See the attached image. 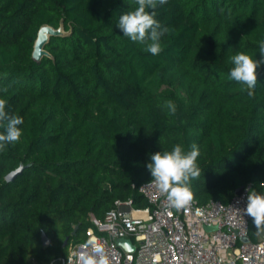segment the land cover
Listing matches in <instances>:
<instances>
[{
  "label": "trees",
  "instance_id": "trees-1",
  "mask_svg": "<svg viewBox=\"0 0 264 264\" xmlns=\"http://www.w3.org/2000/svg\"><path fill=\"white\" fill-rule=\"evenodd\" d=\"M136 7L0 0V98L23 118L20 140L0 150V264H49L87 239L92 214L117 200L146 206L138 188L151 180L150 155L178 144L199 148L201 175L190 181L199 203H228L239 187L264 193V65L251 97L229 78L235 54L260 58L264 0H167L156 9L169 29L158 55L117 27ZM61 23L71 33L35 60L40 27ZM255 231L251 222V240Z\"/></svg>",
  "mask_w": 264,
  "mask_h": 264
},
{
  "label": "built area",
  "instance_id": "built-area-1",
  "mask_svg": "<svg viewBox=\"0 0 264 264\" xmlns=\"http://www.w3.org/2000/svg\"><path fill=\"white\" fill-rule=\"evenodd\" d=\"M150 181L138 188L146 206L117 200L103 218L92 214L87 239L49 264H79L81 251H91L81 247L88 242L102 244L110 264H264V233L250 239L252 219L242 210L249 187L228 203L212 199L201 204L193 197L177 210ZM120 238L131 239L134 251L120 245Z\"/></svg>",
  "mask_w": 264,
  "mask_h": 264
},
{
  "label": "clouds",
  "instance_id": "clouds-1",
  "mask_svg": "<svg viewBox=\"0 0 264 264\" xmlns=\"http://www.w3.org/2000/svg\"><path fill=\"white\" fill-rule=\"evenodd\" d=\"M138 7L120 16L117 27L123 35L132 42L146 44L145 51L152 55H158L162 51L161 37L169 32L167 27L161 25L155 19L156 9L164 5L167 0H135ZM259 59H253L250 55L239 52L231 57L233 67L229 78L245 86L247 95H254V86L258 81V69L264 65V41L259 43ZM7 92V89H4ZM7 100L0 98V126L5 131L0 133V150L8 144L16 143L22 136V130L18 127L23 124V118L10 115L6 112ZM165 107L171 114H175L176 105L173 101L166 102ZM200 155L196 144L185 151L181 145H176L171 151H158L150 155V162L146 167L151 174L150 184L159 193L166 197L169 206L180 210L193 201V193L190 189V181L201 175L197 165ZM264 187V182L261 183ZM244 215L250 217L257 233H264V193L257 192L254 188L246 190ZM82 249L91 247V251H81L79 264H110L109 256L102 244L88 242L81 246Z\"/></svg>",
  "mask_w": 264,
  "mask_h": 264
},
{
  "label": "water",
  "instance_id": "water-1",
  "mask_svg": "<svg viewBox=\"0 0 264 264\" xmlns=\"http://www.w3.org/2000/svg\"><path fill=\"white\" fill-rule=\"evenodd\" d=\"M70 33H71V31L65 30L63 23H61V25L59 27H54V26L49 25V24L42 25L38 31L37 38H36L35 43H34V49H33V53H32L33 58L37 61H40L44 56L53 57V55L50 53V51L46 48L47 44L51 40V37H53V36H66ZM256 85L254 87H256ZM24 167H25V165L23 163H21L18 168L12 170L11 172H9L6 175V180L8 182L14 181L18 177V175L22 172ZM243 189H244L243 187H239L237 189L236 193L240 194L243 191ZM78 226L79 225H77L75 227L74 231L72 232V235H75L77 233ZM247 240H248V238L245 237L244 241H247ZM68 241H69V237L65 239L63 245L67 246ZM42 242L44 245H49L51 242V239L48 237L46 232L42 233ZM118 243L120 245L124 246L125 248H127L129 251H134V246L132 244L131 239L120 238V239H118Z\"/></svg>",
  "mask_w": 264,
  "mask_h": 264
},
{
  "label": "rangeland",
  "instance_id": "rangeland-1",
  "mask_svg": "<svg viewBox=\"0 0 264 264\" xmlns=\"http://www.w3.org/2000/svg\"><path fill=\"white\" fill-rule=\"evenodd\" d=\"M256 233H257V230L255 231V235H256ZM258 234V233H257Z\"/></svg>",
  "mask_w": 264,
  "mask_h": 264
}]
</instances>
